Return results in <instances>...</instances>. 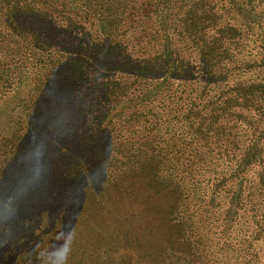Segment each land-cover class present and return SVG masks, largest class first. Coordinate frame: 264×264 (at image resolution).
I'll return each instance as SVG.
<instances>
[{
    "label": "trees",
    "instance_id": "16d2710c",
    "mask_svg": "<svg viewBox=\"0 0 264 264\" xmlns=\"http://www.w3.org/2000/svg\"><path fill=\"white\" fill-rule=\"evenodd\" d=\"M223 4L0 0V107L15 119L0 132V264H45L47 215L131 189H173L165 215L201 258L216 241L222 264H264V0ZM145 38L158 55L134 61Z\"/></svg>",
    "mask_w": 264,
    "mask_h": 264
},
{
    "label": "rangeland",
    "instance_id": "374dc122",
    "mask_svg": "<svg viewBox=\"0 0 264 264\" xmlns=\"http://www.w3.org/2000/svg\"><path fill=\"white\" fill-rule=\"evenodd\" d=\"M223 2L224 0H216L219 8L226 7ZM2 26L0 25V29ZM15 41L9 37L7 43H16ZM149 42L145 38L144 49L132 44L130 47L134 46L135 49L129 47L125 51L130 53L134 61L153 59L158 55V47ZM242 47L237 54L240 62L237 67L250 62L255 49L251 39H246ZM187 58L189 67L196 71L194 82L202 80V66L196 55L193 53ZM161 76L158 75L156 81H161ZM121 77L129 79L131 74L123 73ZM248 77L249 75L229 76L226 82L233 84L239 80H247ZM173 82L178 84L184 81L175 79ZM96 115L98 114L93 112L88 119L85 132L91 133L94 121L92 117ZM14 122L15 119L7 112V108L0 107V132L5 128L6 134H9ZM169 131L173 132L171 129ZM180 131L177 130L179 133ZM45 135L40 134V138ZM38 138L39 136L36 140ZM213 173L210 170H197L196 178L201 188L210 186V179H216ZM172 191L173 189H169L155 198L151 193L138 197L137 192L131 189L123 196L113 192L103 200L97 197V193L89 191V197L80 200V210L76 213L71 206L69 211L64 206L51 212L46 218L50 221L56 219L57 225L50 235L45 236L47 240H51L48 246L42 243L45 245L44 263L65 264L68 258L67 264H222L217 258L219 245L216 241L212 242L210 248V253L215 254L212 255L214 260L201 258L202 252L190 244L186 232L169 223L171 217L165 215L167 203L164 204L161 200L173 197ZM65 240L71 242L65 243ZM226 264L238 263L232 259Z\"/></svg>",
    "mask_w": 264,
    "mask_h": 264
},
{
    "label": "clouds",
    "instance_id": "9594fccd",
    "mask_svg": "<svg viewBox=\"0 0 264 264\" xmlns=\"http://www.w3.org/2000/svg\"><path fill=\"white\" fill-rule=\"evenodd\" d=\"M65 243H70L71 241L70 240H65L64 241ZM41 251H43V249H41ZM67 259L65 260V264H67ZM35 264H41V261H40V255L38 254V256L36 257V260H35Z\"/></svg>",
    "mask_w": 264,
    "mask_h": 264
}]
</instances>
